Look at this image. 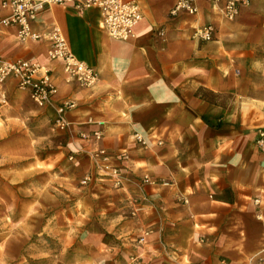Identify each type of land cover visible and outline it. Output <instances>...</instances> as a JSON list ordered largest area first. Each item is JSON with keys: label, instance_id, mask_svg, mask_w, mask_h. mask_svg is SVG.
Here are the masks:
<instances>
[{"label": "crops", "instance_id": "0c3cea01", "mask_svg": "<svg viewBox=\"0 0 264 264\" xmlns=\"http://www.w3.org/2000/svg\"><path fill=\"white\" fill-rule=\"evenodd\" d=\"M134 1L144 19L127 41L110 37L94 8L49 3L33 22L39 31L62 29L77 56L99 72L90 88L50 58L48 40L23 43L16 27L0 28V58L37 60L57 87L53 104L40 107L15 80L0 85V110L11 104L6 117L37 122L29 131H6L0 150H36L46 158V148L60 143L45 141L51 133L42 125L72 100L68 146L106 148L131 178L124 188L104 183L102 200L122 219L119 231L151 232L139 244L140 264H264V152L257 144L264 125V0L241 8L235 20L208 0H197L196 14L177 15L170 13L177 0ZM208 23L216 26L214 39L200 40L195 31ZM145 176L169 185L136 183Z\"/></svg>", "mask_w": 264, "mask_h": 264}, {"label": "rangeland", "instance_id": "374dc122", "mask_svg": "<svg viewBox=\"0 0 264 264\" xmlns=\"http://www.w3.org/2000/svg\"><path fill=\"white\" fill-rule=\"evenodd\" d=\"M9 108L0 110L1 141L6 131L37 126L6 117ZM56 119L42 125L51 133L44 140L60 143H46V158L36 150H0V264H140L142 233L119 231L122 219L102 200L108 193L103 184L110 182H81L96 171L89 159L97 149L68 146L69 129L59 128Z\"/></svg>", "mask_w": 264, "mask_h": 264}, {"label": "built area", "instance_id": "2783aa9c", "mask_svg": "<svg viewBox=\"0 0 264 264\" xmlns=\"http://www.w3.org/2000/svg\"><path fill=\"white\" fill-rule=\"evenodd\" d=\"M212 6L221 11L227 20H235L243 7L250 6L257 0H208ZM69 6L77 12L87 8H94L100 12L101 27L110 37L127 41L135 36L137 27L144 19L140 4L134 0H0V28L16 27V35L20 42L39 41L46 39L51 47L49 56L52 60L62 62L65 72L70 78L76 80L81 86L94 87L99 82V72L90 64L82 60L73 51L62 29L55 25L47 31L37 30L33 22L38 13L46 4ZM199 11L197 0H177L170 10L171 15L181 12L196 14ZM216 26L208 23L200 26L195 31V36L200 40L211 41L214 39ZM164 35V31H160ZM44 72L43 75H39ZM15 80L20 86L30 89L32 99L40 107L53 104L57 94V87L51 82L49 74L40 63L33 58H0V85L8 80ZM75 107V102L66 100L57 107L56 125L67 129L69 122L66 118L68 110ZM94 138L100 140L103 136L101 130H96ZM136 140L142 145L149 144V138L136 132ZM257 144L264 152V125L258 129ZM96 171L89 172L82 179L83 185H88L95 180L110 182L114 188H124L131 178L123 171L121 166L113 162L112 154L106 148H98L93 152ZM124 161L129 159L127 153H122ZM138 184L169 185L148 176L137 180ZM150 231H144L139 239L143 245L148 243ZM168 264H191L177 259Z\"/></svg>", "mask_w": 264, "mask_h": 264}, {"label": "bare ground", "instance_id": "6f19581e", "mask_svg": "<svg viewBox=\"0 0 264 264\" xmlns=\"http://www.w3.org/2000/svg\"><path fill=\"white\" fill-rule=\"evenodd\" d=\"M199 28V27H198ZM169 263V262H168Z\"/></svg>", "mask_w": 264, "mask_h": 264}]
</instances>
